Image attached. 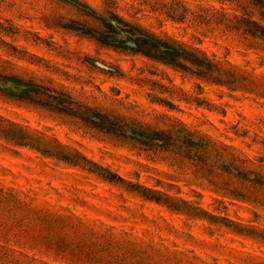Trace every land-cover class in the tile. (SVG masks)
Here are the masks:
<instances>
[{"label": "rangeland", "instance_id": "374dc122", "mask_svg": "<svg viewBox=\"0 0 264 264\" xmlns=\"http://www.w3.org/2000/svg\"><path fill=\"white\" fill-rule=\"evenodd\" d=\"M0 25V58L18 74L88 110L157 132L179 123L225 147L207 164L235 194L167 152L0 93V129L97 166L0 135V264H264V0H0ZM140 33L206 58L221 83L145 57Z\"/></svg>", "mask_w": 264, "mask_h": 264}, {"label": "trees", "instance_id": "16d2710c", "mask_svg": "<svg viewBox=\"0 0 264 264\" xmlns=\"http://www.w3.org/2000/svg\"><path fill=\"white\" fill-rule=\"evenodd\" d=\"M10 33H16L15 28H13V31ZM140 34L141 36L135 40L137 51L145 57L170 65L175 69L189 73L205 82L221 83L218 76L215 75L217 69L210 64L206 58L198 60L193 54L182 50L178 46H172L153 34ZM1 43L9 48V56L19 60H24L26 59L25 56H28V60L26 61L30 64L33 63L34 60H36V62L42 61L41 58L29 55L26 51L19 50L15 46L3 41ZM182 62L193 64L197 66L198 69L192 71L183 66ZM8 84H11L16 91L7 87ZM0 93L48 112L66 116L71 119H77L83 124L107 134L120 143L140 146L144 151L167 152L178 158L181 162L195 168V174L200 175L202 179H207L208 185L215 187L217 190L222 189L226 195H235L233 191L227 190V188H218L217 184L212 180L214 175L207 164L213 153L215 157H219V155H217V150L225 151L226 148H223V146L216 147L214 143L204 138H196L193 133L187 131L179 123H175V125L180 126L177 130L171 128L166 132H157L144 128L143 124L133 120L127 121L124 117L101 114L91 109L88 110L87 108L77 105L69 96L41 85L34 78L28 77L27 74H18L15 70V64L1 58ZM82 110H85V112H82ZM8 126L9 128L7 129H0V135L14 145L34 148L43 155L53 157L68 164L76 165L78 163L77 159H80L85 162L86 165L90 164L97 167L94 163L77 152L69 154L61 150V146L58 149L50 148L44 144L41 138L30 135L25 129L18 127L16 124L8 122ZM99 169L105 172V174L101 175L103 179L109 182H124L115 174H111L103 168Z\"/></svg>", "mask_w": 264, "mask_h": 264}]
</instances>
